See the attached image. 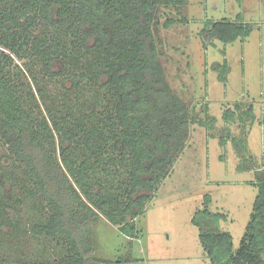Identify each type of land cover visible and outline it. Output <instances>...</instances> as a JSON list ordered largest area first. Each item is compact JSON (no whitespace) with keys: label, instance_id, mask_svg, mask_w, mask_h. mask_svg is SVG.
<instances>
[{"label":"trees","instance_id":"1","mask_svg":"<svg viewBox=\"0 0 264 264\" xmlns=\"http://www.w3.org/2000/svg\"><path fill=\"white\" fill-rule=\"evenodd\" d=\"M186 3L0 0V263L130 264L94 256L96 218L135 238L189 127L214 125L206 103L201 118L170 85L157 47L160 10L181 15ZM237 18L206 21L203 46L247 37L251 24ZM251 111L238 101L223 118L247 121ZM255 183L238 247L209 196L193 215L210 264H264V170Z\"/></svg>","mask_w":264,"mask_h":264},{"label":"rangeland","instance_id":"2","mask_svg":"<svg viewBox=\"0 0 264 264\" xmlns=\"http://www.w3.org/2000/svg\"><path fill=\"white\" fill-rule=\"evenodd\" d=\"M186 23L163 27L165 17ZM161 9L155 34L170 85L196 104H208L216 117L212 128L194 124L188 146L175 161L144 211L135 219L138 234L130 238L116 225L97 217L93 227L94 256L103 260L128 257L130 264H210L191 219L209 196V209L225 218L219 228L238 247L257 193V175L264 170V0H187L181 8ZM241 18L251 24L244 39L203 46L200 30L206 21ZM225 79H221L222 74ZM253 102L254 121L227 123L224 104ZM199 111V106L197 105ZM204 118L205 112H200ZM225 128L231 134L223 140ZM6 264V263H0Z\"/></svg>","mask_w":264,"mask_h":264},{"label":"crops","instance_id":"3","mask_svg":"<svg viewBox=\"0 0 264 264\" xmlns=\"http://www.w3.org/2000/svg\"><path fill=\"white\" fill-rule=\"evenodd\" d=\"M176 90H177V89H176ZM177 91H178V90H177ZM178 93L181 95V92L178 91ZM182 97H183L185 100L191 102V100H188V99L185 98V97H187V95H186V96H182ZM238 101L243 103V105H244V109H245V110L247 109V107H249V106L251 107V110H252V111H251V112H252V119H251V120L254 121V119H255L256 116H255L254 109H253V102H251V101H249V100H238V99H237V100L232 101V102H233V105H229V104H227V103L224 104V105H223V108H222L223 110H222V113H221L222 116H223V112H224V110H226V109H233V108H234V103H235V102H238ZM191 103L195 104V103H197V100H194V99H193ZM197 105L199 106V105H201V104H199V103L196 104V109H195L196 111H197ZM207 108H208V104H207ZM236 119H237V116H236L235 120H236ZM238 119H239V117H238ZM224 120H225V119H224ZM235 120H234V121H235ZM249 120H250V119H248L247 121H249ZM251 120H250V121H251ZM216 121H217V119H216V117L214 116V123H213V124H215ZM228 121H229V120H228ZM234 121H230V122L234 123ZM226 122H227V121H226ZM227 123H229V122H227ZM225 130H226L227 136H229V135L231 134V133H230V132H231V129H230V128H225ZM228 134H229V135H228Z\"/></svg>","mask_w":264,"mask_h":264}]
</instances>
